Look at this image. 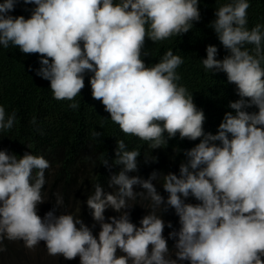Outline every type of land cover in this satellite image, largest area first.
I'll list each match as a JSON object with an SVG mask.
<instances>
[{"label":"clouds","instance_id":"obj_1","mask_svg":"<svg viewBox=\"0 0 264 264\" xmlns=\"http://www.w3.org/2000/svg\"><path fill=\"white\" fill-rule=\"evenodd\" d=\"M19 2H0V46L40 54L35 75L54 100L94 98L119 131L152 149L170 142L177 156L187 151L179 175L153 171L144 179L129 175L138 172L140 152L117 141L114 164L120 171L110 177L113 191L97 183L86 200L101 229L95 236L80 216L37 214L45 202L48 160L0 148V252L5 240L22 241L28 249L44 241L49 255L79 257L80 264H264V25L247 27L248 0L222 1L202 15V64L210 73L226 74L205 78L210 95L227 97L213 134L205 133L207 119L193 95L177 83L183 59L171 49L152 67L141 58L145 37L157 42L188 33L201 19L200 0H22L36 6L27 19L10 14ZM87 72L92 75L84 84ZM253 107L258 111L249 112ZM15 121V112L0 106V132L13 129ZM198 138V144L184 145ZM103 165L109 166L107 159ZM161 178L166 199L156 187ZM189 197L198 203H186ZM138 198L152 205L139 226L129 211ZM61 204L58 199L56 206ZM168 208L180 225L168 235L175 241L172 255L163 235L172 224L160 215ZM108 209L119 215L106 222Z\"/></svg>","mask_w":264,"mask_h":264},{"label":"trees","instance_id":"obj_2","mask_svg":"<svg viewBox=\"0 0 264 264\" xmlns=\"http://www.w3.org/2000/svg\"><path fill=\"white\" fill-rule=\"evenodd\" d=\"M222 1L228 0H200L201 19L199 22H194L193 28L188 33L182 36L174 35L157 42L145 37L141 55L148 67L160 62L169 49L174 55H179L183 59V64L177 69L180 76L177 83L193 95V102L203 110L207 119L208 128L204 131L212 134L220 122L218 118L226 113L223 106L227 103V97L224 94L215 98L210 95L205 90V78L211 75L214 78H225L226 74L210 73L202 64L201 60L206 58L204 47L206 41H201V22L202 15L204 17L211 12L213 6ZM248 2L250 7L247 10V27L251 30L257 24L264 25V0H248ZM35 7V5H25L20 0L10 14L24 16L27 19L30 18ZM248 47L254 48L251 45ZM217 49L219 51L218 47ZM228 54L226 51L224 57ZM216 58L219 59V55ZM39 59L38 53L24 54L18 47L0 46V106H4L7 113L16 114L13 129L6 133L0 132V148L17 156L22 157L27 152L43 156L49 161L50 167L45 171L46 184L42 190L45 202L38 205L39 216L43 218L51 210H55L57 216L61 214L80 216L83 223L92 230L93 235L98 236L101 229L94 221L86 200L97 183L106 193L113 191L109 187L110 177L120 171V166L114 164L117 141L123 140L129 151L140 152L138 172L129 175H139L144 179H147L153 171L179 175V166L181 162L186 161L184 153L187 149H183L178 156L169 150L170 142L162 148L152 149L150 142L125 134L122 130L119 131L118 124L110 119V114L104 110L101 101L98 100L96 103L94 102L96 99L91 100L86 95H80L76 100L71 101L54 100L51 97L53 96L51 88L48 90L43 81L35 75V69L40 67ZM87 74L89 76H84V84L92 75L88 72ZM224 84L231 91L225 80ZM83 90L84 88L79 94H82ZM232 91L237 92L236 88ZM89 95L92 96V92ZM73 103L78 107H70ZM248 111H258V109L253 107ZM33 118L35 124L32 123ZM96 133L100 135L97 136ZM184 142V145L190 147L198 144L200 138L195 141L186 139ZM145 157L149 159L146 160ZM151 157H155V162L150 159ZM106 159L109 162L108 167L103 165ZM162 183L161 178L156 187L166 199L168 194L163 190ZM58 199H62L59 207L56 206ZM130 203L134 205L129 210L131 222L139 226L140 220L152 210L151 202L138 198ZM186 203L196 204L198 201L189 197ZM156 212L159 214V209ZM118 215L111 209L106 210V222L107 217ZM160 215L166 225L172 224V228L165 227L163 232L172 255L175 241L168 239V235L171 231L179 229V218L171 208L161 211ZM3 246L6 250L0 252V264H80L79 257L65 260L63 256L49 255L44 241L32 249L26 248L22 241L5 240ZM117 255L122 253L118 250Z\"/></svg>","mask_w":264,"mask_h":264}]
</instances>
